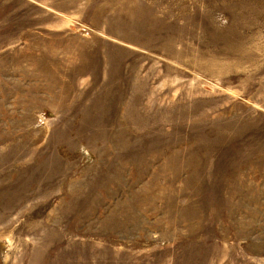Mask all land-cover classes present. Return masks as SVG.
I'll return each mask as SVG.
<instances>
[{"label": "rangeland", "instance_id": "rangeland-1", "mask_svg": "<svg viewBox=\"0 0 264 264\" xmlns=\"http://www.w3.org/2000/svg\"><path fill=\"white\" fill-rule=\"evenodd\" d=\"M0 264H264V0H0Z\"/></svg>", "mask_w": 264, "mask_h": 264}]
</instances>
